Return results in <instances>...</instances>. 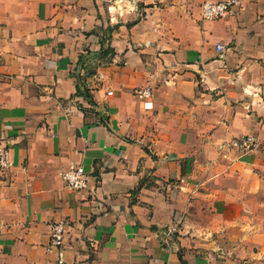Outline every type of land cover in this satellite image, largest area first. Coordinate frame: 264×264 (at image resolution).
Returning <instances> with one entry per match:
<instances>
[{
    "label": "crops",
    "instance_id": "0c3cea01",
    "mask_svg": "<svg viewBox=\"0 0 264 264\" xmlns=\"http://www.w3.org/2000/svg\"><path fill=\"white\" fill-rule=\"evenodd\" d=\"M220 1L0 0V264L62 220L63 264H264V0Z\"/></svg>",
    "mask_w": 264,
    "mask_h": 264
},
{
    "label": "built area",
    "instance_id": "2783aa9c",
    "mask_svg": "<svg viewBox=\"0 0 264 264\" xmlns=\"http://www.w3.org/2000/svg\"><path fill=\"white\" fill-rule=\"evenodd\" d=\"M241 0H226L220 2H205L200 7V16L202 20L215 21L224 18L235 7L240 5ZM222 47L217 46V51L220 52ZM134 96L143 102V106H149L151 98V90L148 88L137 89L134 91ZM230 148L240 152H251L258 146V141L253 136H245L243 138L234 139L228 145ZM8 167L7 150L0 149V170ZM61 181L64 186L71 191L86 190L91 176L84 170L82 165L71 164L64 172L60 174ZM70 223L66 220L55 222L50 225L49 237L46 246L47 251H55L59 264H63V243L67 229ZM176 231L173 227L169 233Z\"/></svg>",
    "mask_w": 264,
    "mask_h": 264
}]
</instances>
